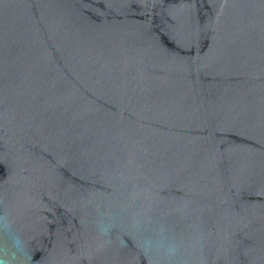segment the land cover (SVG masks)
I'll use <instances>...</instances> for the list:
<instances>
[{"label":"water","instance_id":"1","mask_svg":"<svg viewBox=\"0 0 264 264\" xmlns=\"http://www.w3.org/2000/svg\"><path fill=\"white\" fill-rule=\"evenodd\" d=\"M0 264H264V0H0Z\"/></svg>","mask_w":264,"mask_h":264}]
</instances>
